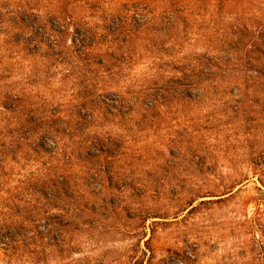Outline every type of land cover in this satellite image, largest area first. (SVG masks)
<instances>
[{
    "label": "rangeland",
    "instance_id": "rangeland-1",
    "mask_svg": "<svg viewBox=\"0 0 264 264\" xmlns=\"http://www.w3.org/2000/svg\"><path fill=\"white\" fill-rule=\"evenodd\" d=\"M0 264H264V0H0Z\"/></svg>",
    "mask_w": 264,
    "mask_h": 264
}]
</instances>
